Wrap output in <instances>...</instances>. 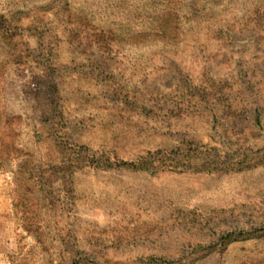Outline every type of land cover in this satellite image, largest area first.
<instances>
[{"label": "rangeland", "instance_id": "1", "mask_svg": "<svg viewBox=\"0 0 264 264\" xmlns=\"http://www.w3.org/2000/svg\"><path fill=\"white\" fill-rule=\"evenodd\" d=\"M0 264H264V0H0Z\"/></svg>", "mask_w": 264, "mask_h": 264}, {"label": "trees", "instance_id": "2", "mask_svg": "<svg viewBox=\"0 0 264 264\" xmlns=\"http://www.w3.org/2000/svg\"><path fill=\"white\" fill-rule=\"evenodd\" d=\"M172 155V156H171ZM169 156H159L152 160H146L143 163H139L137 169L140 171H150L152 173L156 171H165L171 173H184L193 170V165L190 159H197L198 155L191 154V151H182ZM206 167V166H205ZM209 169V168H206ZM202 171V170H200ZM207 171H219L218 169L207 170Z\"/></svg>", "mask_w": 264, "mask_h": 264}]
</instances>
